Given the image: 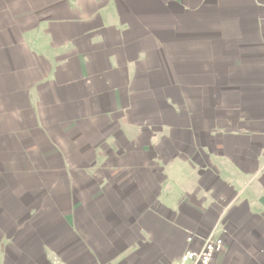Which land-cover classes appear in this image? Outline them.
<instances>
[{
	"label": "crops",
	"instance_id": "obj_1",
	"mask_svg": "<svg viewBox=\"0 0 264 264\" xmlns=\"http://www.w3.org/2000/svg\"><path fill=\"white\" fill-rule=\"evenodd\" d=\"M74 186L0 227L5 263L171 264L214 233L212 264H264V0H0V204Z\"/></svg>",
	"mask_w": 264,
	"mask_h": 264
},
{
	"label": "rangeland",
	"instance_id": "obj_2",
	"mask_svg": "<svg viewBox=\"0 0 264 264\" xmlns=\"http://www.w3.org/2000/svg\"><path fill=\"white\" fill-rule=\"evenodd\" d=\"M30 141L27 142V145L25 146L24 144V148L21 147L22 142L18 141L19 144V149H20V158L23 159L22 154L24 153L25 149H26V154H27V148H31L34 147V149H37V146H31L32 144L29 143ZM15 144V142H14ZM15 146V145H14ZM40 150V156L39 159L43 160V159H48L47 156L44 155L45 151L42 149H45V146L42 148H39ZM38 154V151H37ZM35 156L32 155H26L24 157V161H30V162H34L38 159V157L34 158ZM34 158V159H33ZM56 158V157H55ZM51 160H53L54 158L51 157L49 158ZM40 162H37L36 164H34V167H38ZM30 165V164H28ZM41 166L39 168H46L47 166L43 165L42 163L40 164ZM43 166V167H42ZM62 166V165H61ZM58 169H60L59 172V176L64 177L66 176L67 179H69L70 175H74L78 176L79 174H81L80 171H75V169H77V167L74 168H70L69 167H63L61 169V167H59ZM68 169V170H67ZM127 172V173H124ZM122 171V176L120 179H118V183L119 186L118 189H120L122 192L124 191V187H121V185L123 184L122 182L124 181L125 178H127L128 175H130V173L133 172H128V171ZM159 172V171H158ZM76 173V174H75ZM101 173V172H100ZM22 177H28V175L30 174V171H21L20 172ZM80 176V175H79ZM26 189V188H25ZM36 192L33 193L32 191H30V187H28L25 191V193H21V197H23L24 200V204L26 207H34L35 211L40 212L41 210H43L41 212V214L38 215V217L33 218V215H29L28 213H25L23 215H21V213H19L18 211H14L12 209H14V207L16 206V204H13L12 201V195L7 194V196H5V199L2 200L1 204H0V227L4 228V229H8L9 226L12 225V223H14V225L16 227H18V229L21 228H26V227H38L37 225H39L40 227V223H42V227H44L45 225H47L48 222H54L55 219H63V215H65L70 206L74 205V200H73V196H75L74 193H76L77 191H79L81 189V187L79 186H74V187H69V188H61L57 191L58 196L56 197V204L55 205H51L49 206L48 203L46 205H44L45 203V198H47V196L50 195L52 190L49 189H45L44 187H36ZM95 190H99V188H95ZM102 190H111V188L105 189L102 188ZM113 190V189H112ZM67 193H69V199H70V203L68 201V195ZM53 194V193H52ZM5 207V209H4ZM18 212V213H17ZM57 217V218H56ZM10 219V222L7 224L8 220ZM36 230H38L36 228ZM7 243V239L3 236L0 235V264H9L7 261L5 263L4 261V255L5 252L3 250V247L6 246ZM49 251V250H48ZM52 253V252H51ZM54 254V253H52ZM55 262L59 263V260H55Z\"/></svg>",
	"mask_w": 264,
	"mask_h": 264
},
{
	"label": "built area",
	"instance_id": "obj_3",
	"mask_svg": "<svg viewBox=\"0 0 264 264\" xmlns=\"http://www.w3.org/2000/svg\"><path fill=\"white\" fill-rule=\"evenodd\" d=\"M186 241L190 244L193 242V235H189ZM225 246L224 239L209 233L200 240L199 247L187 248L179 258L171 264H212L215 255Z\"/></svg>",
	"mask_w": 264,
	"mask_h": 264
}]
</instances>
